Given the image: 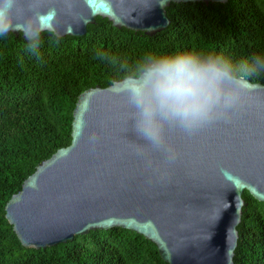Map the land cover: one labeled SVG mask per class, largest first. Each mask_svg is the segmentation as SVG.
Here are the masks:
<instances>
[{
    "label": "water",
    "instance_id": "water-1",
    "mask_svg": "<svg viewBox=\"0 0 264 264\" xmlns=\"http://www.w3.org/2000/svg\"><path fill=\"white\" fill-rule=\"evenodd\" d=\"M228 1L167 0L161 7L155 0H70L73 13L86 20L72 33L65 30L73 17L61 11L64 0L41 3L57 9L52 33L63 38L84 36L97 17L153 36L170 25L171 3ZM148 3L151 10H145ZM119 82L80 94L71 144L42 161L6 204L18 239L40 250L91 231L122 228L154 243L167 264H233L247 205L243 194L264 202V85L253 83L257 94L250 107L230 124L217 123L191 138L169 132L179 158L161 179L145 170L129 146L136 137L124 131L127 110ZM92 134L100 138L95 149Z\"/></svg>",
    "mask_w": 264,
    "mask_h": 264
},
{
    "label": "trees",
    "instance_id": "trees-1",
    "mask_svg": "<svg viewBox=\"0 0 264 264\" xmlns=\"http://www.w3.org/2000/svg\"><path fill=\"white\" fill-rule=\"evenodd\" d=\"M170 25L148 36L97 17L84 36L43 32L29 53L21 35L0 37V264H167L156 245L122 228L91 231L45 249L27 248L6 204L36 167L72 141L73 111L84 91L107 88L148 52L221 51L236 59L264 53V0L171 3ZM105 54L101 59L100 54ZM115 56L117 65L109 58ZM264 85V74L253 78ZM233 264H264V202L243 194Z\"/></svg>",
    "mask_w": 264,
    "mask_h": 264
},
{
    "label": "clouds",
    "instance_id": "clouds-1",
    "mask_svg": "<svg viewBox=\"0 0 264 264\" xmlns=\"http://www.w3.org/2000/svg\"><path fill=\"white\" fill-rule=\"evenodd\" d=\"M166 3L155 0L161 7ZM64 4L61 11L73 17L65 30L72 33L86 20L73 13L70 0ZM152 6L146 4L145 10ZM57 15L56 8L44 9L41 0H0V37L19 32L26 50L35 54L41 34L54 31ZM45 19L50 23L43 24ZM109 61L117 65L115 56ZM120 68L125 72L118 87L127 110L124 131L136 137L129 146L146 171L164 179L179 158L168 133L178 130L191 138L217 123L230 124L234 116L250 107L257 94L253 78L264 74V53L236 59L221 51L193 47L162 54L148 52L131 66L122 64ZM99 139L96 134L89 137L93 149Z\"/></svg>",
    "mask_w": 264,
    "mask_h": 264
},
{
    "label": "rangeland",
    "instance_id": "rangeland-1",
    "mask_svg": "<svg viewBox=\"0 0 264 264\" xmlns=\"http://www.w3.org/2000/svg\"><path fill=\"white\" fill-rule=\"evenodd\" d=\"M73 240H74V239H73ZM73 240H72V241H73Z\"/></svg>",
    "mask_w": 264,
    "mask_h": 264
}]
</instances>
